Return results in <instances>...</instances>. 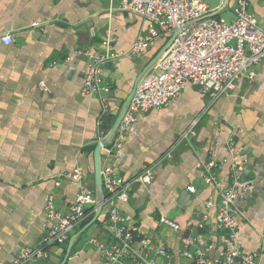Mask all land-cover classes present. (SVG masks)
I'll list each match as a JSON object with an SVG mask.
<instances>
[{
  "label": "crops",
  "instance_id": "0c3cea01",
  "mask_svg": "<svg viewBox=\"0 0 264 264\" xmlns=\"http://www.w3.org/2000/svg\"><path fill=\"white\" fill-rule=\"evenodd\" d=\"M248 1V10L264 26V0ZM233 2L211 6H219L215 15L229 20ZM148 23L118 8L116 0H0V36L13 38L7 45L0 42V264H11L21 248L41 240L49 195L59 210H67L80 183L65 174L81 171L82 182L94 190L92 154L99 132L108 128L104 115L141 80L171 34H161L137 56L103 65L104 114L99 98L83 93L84 77L91 59L106 50L102 40L113 38L112 51H127L146 34ZM254 72L252 81L242 75L230 92L217 97L187 83L162 107L136 113L116 157L101 151V166H111L126 181L152 169L151 182H133L118 209L141 233L167 245L169 255L157 258L158 264H190L185 247H208L213 255L224 246L227 231L216 227V206L220 187L232 183L231 165L241 161L244 188L233 202L237 235L242 250L258 253L257 264H264V64ZM195 119V134L181 140ZM113 120L109 117V124ZM230 144L238 152L231 154ZM209 174L219 185L207 180ZM108 208L103 203L64 263L68 241L53 245L46 259L33 264H100L101 252L89 240L105 241ZM160 216L175 220L180 230L159 223Z\"/></svg>",
  "mask_w": 264,
  "mask_h": 264
},
{
  "label": "built area",
  "instance_id": "2783aa9c",
  "mask_svg": "<svg viewBox=\"0 0 264 264\" xmlns=\"http://www.w3.org/2000/svg\"><path fill=\"white\" fill-rule=\"evenodd\" d=\"M116 1L118 8L136 12L149 23L146 34L136 40L129 50L112 51L110 43L113 38L107 37L102 40L106 50L91 59L84 77L83 93L99 98L104 106L103 114L106 112L108 92L102 76L103 65L121 57L137 56L161 34H171L184 25L185 28L177 33L168 48L139 81L113 138L102 149L107 156H117L137 112L162 107L179 95L187 83L197 86L203 92H209L212 97L227 94L240 76L245 75L248 81H252L255 76L254 67L264 64V26L259 25L248 10V0H234L231 8L233 16L229 20L215 15L219 6L212 7L208 0ZM0 42L7 45L13 42V38L11 34L5 33L0 36ZM197 120H193L183 132L181 140L188 141L195 134ZM106 131L107 129L101 130L97 139L102 138ZM229 152L234 154L238 149L230 144ZM210 166L212 163L207 164V167ZM243 166L244 161L233 163L230 168L231 185L220 187L215 223L217 229L227 231L223 237L224 246L213 255L207 254L208 247L194 250L185 247L183 256L190 264L258 263L259 254L244 252L237 235L233 202L239 190L244 188L241 180ZM65 176L80 183L74 200L66 211H61L56 207L54 196H48L41 240L35 246L21 248L11 264H33L46 259L50 248L65 244L95 209L94 190L82 182L81 171L73 170ZM100 176L104 203L109 205L103 221L108 234L105 241L99 238L89 240L101 252L100 264H158L157 258H167V245L141 233L118 209V203L128 199L133 182H151L152 169L145 168L132 180L126 181L115 174L111 166L105 165L101 166ZM207 180L219 185L213 174H209ZM58 184L55 183L56 186ZM186 189L190 193L195 191L194 186H187ZM159 223L175 232L180 230L179 224L171 218L160 216Z\"/></svg>",
  "mask_w": 264,
  "mask_h": 264
},
{
  "label": "water",
  "instance_id": "95a60500",
  "mask_svg": "<svg viewBox=\"0 0 264 264\" xmlns=\"http://www.w3.org/2000/svg\"><path fill=\"white\" fill-rule=\"evenodd\" d=\"M185 28V25L173 30L171 35L169 36L168 40L164 43V45L159 49L153 60L142 70V74H144L147 70H149L155 62L158 60L160 55L168 48V46L171 44V42L174 40L175 36L177 35L178 32L182 31ZM141 74V75H142ZM140 75V76H141ZM141 79V78H140ZM139 78L135 80L133 87L131 88L130 92L124 97L121 98L120 100H114L117 101V104L115 105V109L113 111H108L103 118V124H105L108 128L106 131V134L100 138L97 142L96 145L93 149V184H94V194H95V210H94V215L93 217L76 233L72 234L68 240L67 243V250L66 254L63 260V263L66 261V259L69 256L70 250L73 246L74 241L76 238L84 231L86 230L91 224H93L97 218L99 217L102 206L104 203V197H103V189L101 185V176H100V170H101V161H100V154L104 146H106L110 140L113 138L116 129L119 125V122L125 113L131 98L133 97L136 87L139 83ZM111 96V94L109 95ZM114 116V120L111 124H109V117Z\"/></svg>",
  "mask_w": 264,
  "mask_h": 264
},
{
  "label": "rangeland",
  "instance_id": "374dc122",
  "mask_svg": "<svg viewBox=\"0 0 264 264\" xmlns=\"http://www.w3.org/2000/svg\"><path fill=\"white\" fill-rule=\"evenodd\" d=\"M215 1H217V0H208V3L211 5V2H215ZM224 13V12H223ZM223 16H225L224 14H223ZM226 17V16H225Z\"/></svg>",
  "mask_w": 264,
  "mask_h": 264
}]
</instances>
